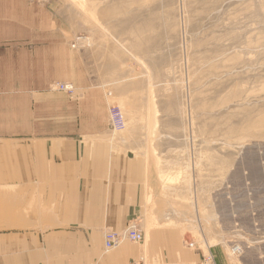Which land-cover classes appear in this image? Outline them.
<instances>
[{"label":"rangeland","instance_id":"374dc122","mask_svg":"<svg viewBox=\"0 0 264 264\" xmlns=\"http://www.w3.org/2000/svg\"><path fill=\"white\" fill-rule=\"evenodd\" d=\"M31 3L62 31L65 60L78 44L106 52L116 75L111 134L146 159L194 238L184 246L216 250L225 264H264V0ZM116 108L121 132L111 128Z\"/></svg>","mask_w":264,"mask_h":264},{"label":"crops","instance_id":"0c3cea01","mask_svg":"<svg viewBox=\"0 0 264 264\" xmlns=\"http://www.w3.org/2000/svg\"><path fill=\"white\" fill-rule=\"evenodd\" d=\"M46 18L31 0H0V264H204L146 159L111 134L106 52L78 44L65 60ZM65 65L72 96L54 89ZM134 222L144 243L105 254V234Z\"/></svg>","mask_w":264,"mask_h":264},{"label":"built area","instance_id":"2783aa9c","mask_svg":"<svg viewBox=\"0 0 264 264\" xmlns=\"http://www.w3.org/2000/svg\"><path fill=\"white\" fill-rule=\"evenodd\" d=\"M57 91L67 94H73L75 89L71 83L55 84ZM111 128L114 132H121L126 127V120L123 112L119 109H112L110 112ZM124 241H129L134 244H140L144 241V233L136 223H132L124 233L109 232L105 235V249L107 252L117 249ZM190 248H194L195 244H188ZM204 264H216L213 255L204 256Z\"/></svg>","mask_w":264,"mask_h":264},{"label":"bare ground","instance_id":"6f19581e","mask_svg":"<svg viewBox=\"0 0 264 264\" xmlns=\"http://www.w3.org/2000/svg\"><path fill=\"white\" fill-rule=\"evenodd\" d=\"M124 232H125V231H124ZM124 232H123V233H124ZM107 233H109V232H107ZM105 235H106V234H105ZM104 238H105V236H104ZM105 251H106V249H105ZM236 251H237V250L235 249L234 252H236ZM234 252H233V253H234ZM210 254H211V253H210ZM234 254H235V253H234Z\"/></svg>","mask_w":264,"mask_h":264}]
</instances>
